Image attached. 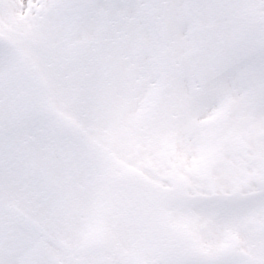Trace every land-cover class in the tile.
<instances>
[{
	"label": "snow or ice",
	"instance_id": "obj_1",
	"mask_svg": "<svg viewBox=\"0 0 264 264\" xmlns=\"http://www.w3.org/2000/svg\"><path fill=\"white\" fill-rule=\"evenodd\" d=\"M0 264H264V0H0Z\"/></svg>",
	"mask_w": 264,
	"mask_h": 264
}]
</instances>
